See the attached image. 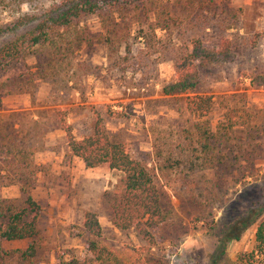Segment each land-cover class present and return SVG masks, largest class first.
Instances as JSON below:
<instances>
[{
	"label": "trees",
	"instance_id": "trees-1",
	"mask_svg": "<svg viewBox=\"0 0 264 264\" xmlns=\"http://www.w3.org/2000/svg\"><path fill=\"white\" fill-rule=\"evenodd\" d=\"M16 1L19 6L20 0ZM48 1L50 4L42 7L34 27L0 44V73L18 60L44 55L45 68L40 67V78L47 72L56 75L61 68L59 64H67L65 59L70 60L83 47L102 45L106 71H138L170 61L175 81L164 92L175 94L195 87L199 73L219 56L229 53L227 31L230 25L215 12L210 13L213 0H170L167 3L165 0ZM13 11L19 13V22L29 18L26 13L19 12L20 6ZM88 16L95 19L97 30L92 29ZM206 29H216L221 34L218 47L204 45L200 35ZM133 31L142 47L136 54L131 53L129 47H124L123 52L122 44ZM75 62V70L84 75L100 76L104 69L81 60ZM70 72L75 74L73 69ZM32 81L29 72L18 75L7 93L32 94ZM6 84L0 82V105ZM240 100L242 109L235 106ZM183 103L194 121L178 133L167 129L152 130V166L133 158L124 142L111 137L97 112L91 132L76 138L66 112L56 111L53 128L64 131L71 155L81 160L86 168L107 164L123 174L121 182L109 195L111 224L118 230H135L144 241L139 248L118 249L106 244L97 214L86 210L75 233L82 242L84 255L76 257L71 250L59 251L57 264H168L150 254L155 244L152 229L164 225L168 215L162 203L165 194L162 188L171 189L187 203L200 205L209 201L210 194L206 192L207 187L197 184L202 170H213L216 178L224 181L227 177L238 181L254 176L252 151L235 149L231 133L242 121L247 124L255 119L263 121L264 107L247 102L243 95L215 97L202 92L186 95ZM217 104L223 110V119L213 128L209 115ZM42 125L34 120L22 133L0 115V183L5 180L4 184L17 185L20 190L19 198H0V264L10 259L16 264H37L43 239L37 230L40 209L30 190L39 170L32 162L36 139L48 130ZM258 126L254 124L251 128L258 129ZM252 136L254 134H250V138ZM240 158L248 164L241 167ZM256 222L253 249L238 256L243 264H264V200L255 209L237 214L222 226L212 264H216L230 242L238 241ZM24 239L29 243L23 249H5L2 244Z\"/></svg>",
	"mask_w": 264,
	"mask_h": 264
},
{
	"label": "rangeland",
	"instance_id": "rangeland-1",
	"mask_svg": "<svg viewBox=\"0 0 264 264\" xmlns=\"http://www.w3.org/2000/svg\"><path fill=\"white\" fill-rule=\"evenodd\" d=\"M213 3L210 13L215 12L230 25L227 31L229 53L219 56L210 67L202 70L195 87L183 92H164L175 81L170 61L138 71H106L102 45L83 47L73 58L65 59L67 64H59L61 68L56 75L47 72L40 78V67L45 68L44 55L18 60L0 73V82L7 83L0 105L3 120L22 133L34 120L48 128L42 136L38 135L32 155V162L39 170L30 194L40 209L37 230L43 239L37 264H57L59 251L71 250L76 257L84 255L82 242L75 233L86 210L97 214L106 244L118 249L144 245L135 230L122 231L111 224L109 195L121 182L123 174L107 164L86 168L81 160L71 155L64 131L53 128L56 111L66 112L76 138L91 132L97 112L111 137L124 142L133 158L152 166V130L167 129L178 133L194 121L183 103L186 95L196 92L215 97L243 95L247 102L264 107V0H213ZM49 4L48 0H20L19 12L26 13L29 18L19 22V13L13 11L19 8L17 1L0 0V44L34 27L42 7ZM87 19L92 29L97 30L95 19L91 16ZM219 35L216 29H206L200 36L204 45L218 47ZM141 43L133 31L123 42L122 51L129 47L130 52L136 54ZM76 60L104 69L100 76L84 75L75 70ZM72 69L75 74L70 72ZM28 72L33 79L32 94L7 93L12 81ZM235 106L242 109V100ZM222 111L217 104L210 113L213 128L223 119ZM254 124L259 128H251ZM250 134L254 136L250 138ZM231 143L235 149L252 151L254 176L238 181L227 177L224 181L216 178L213 170H202L197 184L207 187L206 192L210 194L209 201L200 205L187 203L171 189L162 188L165 191L162 203L168 215L164 225L152 229L155 239L152 256L168 264H212L222 226L237 214L255 209L264 200V120L255 119L250 124L240 122L231 133ZM238 163L241 167L248 164L242 158ZM2 183L0 198L20 197L17 185ZM257 223L247 228L238 241L230 242L216 264H243L238 255L253 249ZM28 243L29 240L24 239L2 244L5 249H23ZM6 264L16 263L10 259Z\"/></svg>",
	"mask_w": 264,
	"mask_h": 264
}]
</instances>
